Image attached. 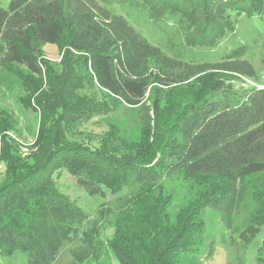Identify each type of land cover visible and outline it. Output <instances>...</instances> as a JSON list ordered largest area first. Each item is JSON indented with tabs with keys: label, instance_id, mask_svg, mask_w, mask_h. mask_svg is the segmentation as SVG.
I'll return each mask as SVG.
<instances>
[{
	"label": "trees",
	"instance_id": "obj_1",
	"mask_svg": "<svg viewBox=\"0 0 264 264\" xmlns=\"http://www.w3.org/2000/svg\"><path fill=\"white\" fill-rule=\"evenodd\" d=\"M114 2L146 11L155 23L152 4L159 5L164 17L175 16L180 27L185 19L191 20V31L201 26L205 35H211L193 42L203 44L199 46H211L234 29L233 13L234 17L264 14V0H11L6 9L0 7V64L4 69L18 65L27 70L28 75H15L27 94L24 106L39 117L31 164L21 160L16 146L2 137L0 257L20 252L27 255L26 264H51L78 232L76 226L87 220L79 207L55 189L51 177L62 167L89 196L134 190L106 242L119 264H184L197 253L205 209L220 212L230 230L243 180L264 174V91L236 89L233 84L255 77L251 64L242 60L245 49L230 50L216 66L170 58L121 15L112 13L108 8ZM182 27L187 37L191 31L186 33ZM60 43L63 61L56 73L40 61L37 46ZM73 54L79 55L75 62ZM193 78L207 90L201 100L185 101L181 96L161 105L164 95L158 89ZM84 89H99L138 108L140 139L126 144L117 140L115 131H78L79 125L114 109L96 105L81 95ZM9 123L0 119V133L11 129ZM174 173L210 180L194 201L172 216L168 212L172 198L164 195L157 182ZM254 200L244 222L247 226L239 234L242 249L249 244L246 230L264 228L261 184L256 186ZM22 211L28 219L24 227L1 223L3 214ZM91 234L90 229L83 236ZM228 241L237 249L232 236ZM212 253L210 247L206 260ZM237 264L245 263L239 258ZM256 264H264V240Z\"/></svg>",
	"mask_w": 264,
	"mask_h": 264
},
{
	"label": "rangeland",
	"instance_id": "obj_2",
	"mask_svg": "<svg viewBox=\"0 0 264 264\" xmlns=\"http://www.w3.org/2000/svg\"><path fill=\"white\" fill-rule=\"evenodd\" d=\"M10 1L0 0V7L6 9ZM108 9L112 13L121 15L139 35L163 54L186 63L216 66L230 50L242 47L245 49L242 60L251 64L255 77L250 80L238 79L233 82L235 88H257L264 83V14H240L234 17L233 13L230 15V20L233 23L235 19L234 29L226 32L211 46H199L203 44L193 42H197L203 36L211 35L208 33L205 35L201 31V26L196 31L195 29L191 31L192 28L189 26L192 21L185 19L183 23L185 26L181 27L185 28L186 33L191 31L185 37L177 18L169 15L164 17L159 5L152 4L153 13L151 12L157 23L149 18L146 11L131 6L114 2ZM37 50L40 61L52 66L56 73L61 71L63 43L38 45ZM78 56L73 54L71 60L75 62ZM1 57L0 53V61ZM209 72L229 77V74L224 71L210 69ZM15 73L28 75L27 70L21 66L8 65L4 69L0 64V116L8 123L11 122L9 123L11 129L3 134L0 133V149L2 148V137L5 135L16 146L21 160L31 164L36 153L39 117L37 112L24 106L27 94ZM158 92L160 96L164 95V101L161 103L164 105L168 102L172 104L176 98L181 96L185 97V101L201 100L207 90L199 80L193 78L172 88L158 89ZM81 95L91 99L93 103L104 107V109H114L108 114L106 113L104 117L79 125L78 131L90 132V134L115 131L118 136L117 140L126 144L137 142L140 139L138 108L128 107L99 89L93 91L84 89V94ZM28 100L32 105L34 95L31 94ZM101 107L97 109H101ZM22 148L28 150L26 156H22ZM2 168V164H0V173L3 171ZM51 179L55 189L79 207L87 217L85 222L76 226L78 232L69 242L63 244L51 264H119L106 247V242L111 237L115 218L124 208L125 199L134 190L123 191L113 196H89L64 167L56 169ZM208 180L210 179L188 178L181 173L162 176L157 183L159 186H163L161 188L164 195L166 197L170 195L172 198L168 212L175 216L181 206L186 205L188 201H194L197 194L208 187ZM259 184L264 186V174L247 177L243 180L241 200L236 206L230 230L226 228L220 212L210 207L205 209L203 214L205 228L201 241L196 246L197 253L190 255L184 264H237L239 258L245 264H256V256L264 240V228H249L245 231L249 244L244 249L241 248L239 234L247 226L244 222L255 206V190ZM20 212L3 214L2 218L5 222L1 223L24 227L28 219L25 211H22V214ZM90 229L92 232L90 238H85L83 233ZM229 236L234 238L237 249L229 244ZM210 247H212L213 253L206 260L205 255ZM78 259L80 260L77 261ZM26 260L27 255L18 252L9 257H0V264H26Z\"/></svg>",
	"mask_w": 264,
	"mask_h": 264
},
{
	"label": "built area",
	"instance_id": "obj_3",
	"mask_svg": "<svg viewBox=\"0 0 264 264\" xmlns=\"http://www.w3.org/2000/svg\"><path fill=\"white\" fill-rule=\"evenodd\" d=\"M257 89L264 91V83L262 85H259ZM22 156H26L28 154V150L26 148L21 149Z\"/></svg>",
	"mask_w": 264,
	"mask_h": 264
}]
</instances>
